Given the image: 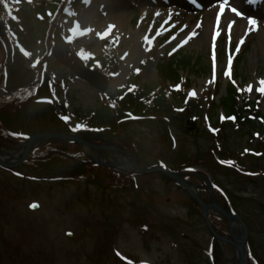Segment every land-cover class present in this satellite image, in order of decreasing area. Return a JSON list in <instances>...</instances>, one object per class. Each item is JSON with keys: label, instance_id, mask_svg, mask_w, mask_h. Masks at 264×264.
<instances>
[{"label": "rangeland", "instance_id": "obj_1", "mask_svg": "<svg viewBox=\"0 0 264 264\" xmlns=\"http://www.w3.org/2000/svg\"><path fill=\"white\" fill-rule=\"evenodd\" d=\"M248 1L228 0L229 7L240 5L242 9L237 12L241 15L235 16L231 12L226 14L225 21L219 25L222 32L217 44L211 41L213 31L209 29L218 21L220 9L210 14L198 13L196 20L197 14L189 10L177 9L179 14L174 7H149L144 0H136L134 4L130 0H92L84 8L81 6L72 18L61 21L63 25L57 38L59 47L51 59L49 71L54 81L63 83L61 100L67 106L65 113L69 117L64 122L71 129H77V125L81 124L79 119H86L90 110L100 106L102 98L89 85L93 73L80 66L81 61L70 66L75 60L67 55V50L61 45L62 35L66 43L73 45L75 54L77 52L83 62L102 53L108 43L115 46L121 66L116 77L107 83L106 92L109 91V95L119 91L123 87L121 85L132 78L138 86L150 87L153 91L158 81L156 62L162 59L165 48L175 46L197 56L196 74L188 76V73L181 72L183 80L188 76L192 83L190 94L197 96L204 92L209 82L218 75L223 84L221 97L226 87L224 75L230 72L232 59L240 51L238 69L242 70L246 91L250 99H259L264 113V92L260 91L264 88V83H261L264 81V19L255 18L257 25L254 28L248 24V17L252 16L242 7V3L247 5ZM188 11L189 15H186ZM151 15L155 20L153 22L165 20V24L171 22L178 29L177 36L170 43L157 47L161 28H150L153 23ZM138 16L139 22L136 21ZM109 25L114 26L110 32ZM84 29L89 31L84 32ZM27 32L28 27L24 34ZM193 33L195 35H191ZM208 34L210 41L206 39ZM210 45L215 50L212 61L209 60ZM23 54L25 57L30 56L25 52ZM33 66H29L25 60L14 62V67L21 70L24 76L26 72L23 69L30 70ZM24 79L22 74L13 75L12 69L9 87L22 83ZM23 112L19 120L7 119L6 122L13 125L16 121L13 129L21 130L24 134L69 129L59 121L60 114H53L47 105L30 106ZM197 125L200 129L197 135L187 134L173 125L169 129H162V135L167 129L171 132L169 140H172L175 151L170 149L171 144L160 138L158 128L134 123L128 130L131 137L142 141L143 166H154L157 159H163L177 171L188 165L184 163L193 160L200 149L203 155L210 151L213 139L207 133V121L201 118ZM235 133H238L233 138L236 150L252 147L247 136L239 131ZM258 163L264 167V160ZM219 180L237 197L233 201L247 221L254 255L262 256L259 262L264 264V208L251 202L261 201L264 204V182L261 181V187H254L238 184L232 178L220 177ZM137 184V187L123 190L91 186L83 181L81 185L72 182L34 183L29 179L15 178L14 174L0 168V245H4L6 250H13V258L0 260V264H188V260L192 264H210L204 251L208 247L210 235L199 217L193 219L192 224L188 220L187 193L177 189L174 182L166 180L159 173L140 176ZM245 197L250 201L244 200ZM35 199L43 203L42 210L31 212L27 205ZM54 211L58 213L55 214V220L52 218ZM145 224L151 226L149 230H153L157 237L150 236L149 243L141 228ZM66 231L77 233L71 238L73 241L66 236ZM61 237L71 243L66 246ZM71 246V249H65ZM30 248L36 253L32 259H29ZM113 248L122 251L125 256L121 260L118 256L116 258ZM218 252L219 248L215 254ZM128 257L131 263L127 262ZM226 257L231 264L235 262L234 252Z\"/></svg>", "mask_w": 264, "mask_h": 264}, {"label": "trees", "instance_id": "obj_2", "mask_svg": "<svg viewBox=\"0 0 264 264\" xmlns=\"http://www.w3.org/2000/svg\"><path fill=\"white\" fill-rule=\"evenodd\" d=\"M104 65H112L113 68L115 67V65L113 63H107L106 61H104L103 63ZM194 64H193V59L192 57H190L189 55L185 54L184 56L181 55L179 60H175L172 61L171 64H169L168 67V78L169 79H174L175 78H179V70H185L188 68H193ZM163 68H165L164 66H162L160 69V73H163V71H165ZM228 93V97L227 99L223 100V108L226 110V112L228 114L232 113V114H241L244 112V110L242 108H239V103H237V99H239V95L237 94V92H235V89L231 88L227 91ZM179 101L182 100V95H179ZM135 106V108L137 109L138 112L140 113H145L148 115H151L153 118L156 117L158 114L162 113V112H170L171 111V103H169V98L168 95L166 93L163 94V92L159 95H157V97H155L154 101L149 104L147 102V104H143V103H135L133 100L128 99L124 102L121 103L122 108L124 109H128L127 106ZM189 107L188 109L182 113L181 115H193V114H198L201 112V110L204 108V106L201 104V102L197 101V102H190L189 103ZM2 107H6V105H2ZM112 110L109 109L107 107L104 106V108H102V110L97 114V116L94 118L95 120V124L96 126H105L106 124H108L110 128H112L115 131V136L111 141V143H115L118 144L117 142V138H120V141L123 142L122 140V132H124L125 127L122 124H118V120L120 117H122L123 115V110ZM213 111H216V108L213 107ZM241 117V116H239ZM242 118V117H241ZM239 118V119H241ZM146 124L151 125L152 127L154 126H158L159 122L155 121V122H146ZM247 124H250L251 128L254 127L253 122L247 121ZM158 127H162L161 125H159ZM119 145V144H118ZM120 146V145H119ZM217 165V164H207L206 167L208 170H212L213 166ZM218 166V165H217ZM97 170H92V173H90L91 175L94 176V178L99 177V174L102 175L100 172H102L104 170V168H96ZM97 172V173H96ZM110 174V176L114 179V177L118 178V182L121 185H129V183H131L132 181V177H123L122 175L119 174H112V173H108ZM238 175V174H237ZM189 179H192L194 181L197 182H202L204 183L205 181H203V179L201 177H194V176H190ZM200 192L202 194H206L207 191H205V189H201ZM220 202H222V200H220ZM225 204V203H224ZM224 234H228V230L225 229L223 231Z\"/></svg>", "mask_w": 264, "mask_h": 264}, {"label": "snow or ice", "instance_id": "obj_3", "mask_svg": "<svg viewBox=\"0 0 264 264\" xmlns=\"http://www.w3.org/2000/svg\"><path fill=\"white\" fill-rule=\"evenodd\" d=\"M224 8H225V4H224V3H221V4H220V11L223 12V11H224ZM231 10H232L233 12H236L237 15H241V13L237 12V10H236L235 8H232ZM157 15H158V13H157ZM248 24L254 28V27L257 25V20H256L255 18L248 17ZM113 27H114L113 25H109L108 31L110 32L111 29H112ZM228 27H229V29H230V28H231V24H229ZM87 31H89V29H84V32H87ZM105 34H107V33H105ZM98 35H99V34H98ZM191 35H195V33H193V34H191ZM241 43H242V41H241ZM237 47H239V45H238ZM175 51H176V48H173V49H172V52H175ZM171 54H172V53L170 52L169 55H171ZM26 55H27V53H26ZM230 62H231V57H229V63H230ZM137 71H139V69H137ZM226 74H228V73H226ZM261 83H264V81H262ZM260 91H261V92H264V88H261ZM63 119L67 121V120L69 119V117L64 116ZM77 127L80 128V127H84V126H82V125H77ZM221 163H224V161H221ZM37 206H38V205L35 204V203H33V204L30 205V207H32V208H35V207H37ZM70 234H71V233H69V235H70Z\"/></svg>", "mask_w": 264, "mask_h": 264}, {"label": "water", "instance_id": "obj_4", "mask_svg": "<svg viewBox=\"0 0 264 264\" xmlns=\"http://www.w3.org/2000/svg\"><path fill=\"white\" fill-rule=\"evenodd\" d=\"M57 136H58V135H57ZM57 136H56V135L47 134L46 136H41V137L44 138V139H47V138H56ZM38 139H39V137H36V138L31 139V140L28 141V143H27V148H26V150H25V153L23 154L24 157H26L28 147L31 146L33 143H36V140H38ZM136 168H137L140 172H143V173L154 171V170H148V169L143 170V169L139 168L137 165H136ZM172 176H173L178 182H181V183H183L184 185H186V182H184L183 179H182L180 176H178V175H176V174H172ZM227 216L229 217L230 220H232V217H231L229 214H227ZM244 239H245V238H244ZM244 239H243V240H244ZM243 240H242V241H243ZM243 259H244V255H243L242 252H241V260H240L239 264H242V263H243Z\"/></svg>", "mask_w": 264, "mask_h": 264}, {"label": "bare ground", "instance_id": "obj_5", "mask_svg": "<svg viewBox=\"0 0 264 264\" xmlns=\"http://www.w3.org/2000/svg\"><path fill=\"white\" fill-rule=\"evenodd\" d=\"M243 4V3H242ZM256 4H260L261 5V7H262V11H264V0H258L257 2H256ZM242 7H243V10L244 11H249L250 13H252V14H258V12H257V8H259L260 6H258V7H256V6H250V7H245L244 5H242ZM225 21V18L223 19V22ZM212 29L213 28H211L210 27V31H212ZM206 39L207 40H209L210 41V39H209V34L208 35H206Z\"/></svg>", "mask_w": 264, "mask_h": 264}]
</instances>
